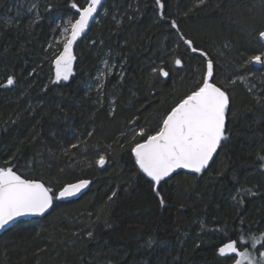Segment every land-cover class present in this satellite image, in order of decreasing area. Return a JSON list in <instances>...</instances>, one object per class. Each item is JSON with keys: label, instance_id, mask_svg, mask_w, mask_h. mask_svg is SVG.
Wrapping results in <instances>:
<instances>
[{"label": "trees", "instance_id": "trees-1", "mask_svg": "<svg viewBox=\"0 0 264 264\" xmlns=\"http://www.w3.org/2000/svg\"><path fill=\"white\" fill-rule=\"evenodd\" d=\"M72 3L87 0H0V167L57 193L92 181L80 199H56L43 219L4 233L0 264H234L217 248L241 221L246 238L264 233V68L249 60L264 51L261 0H162L163 10L156 0H107L76 48L73 75L56 82L64 26L78 18ZM201 52L229 94L228 141L202 173L155 185L131 148L201 81ZM104 61L111 71L98 87ZM254 74L252 91L239 78ZM149 235L159 241L150 249Z\"/></svg>", "mask_w": 264, "mask_h": 264}, {"label": "snow or ice", "instance_id": "snow-or-ice-1", "mask_svg": "<svg viewBox=\"0 0 264 264\" xmlns=\"http://www.w3.org/2000/svg\"><path fill=\"white\" fill-rule=\"evenodd\" d=\"M103 2L104 0H87L86 6L82 8L76 3L71 4L78 18L73 20L69 17L67 25L64 26L62 51L53 61L56 82L68 81L73 75V64L76 60L73 45L89 29L90 22L95 20L98 11L103 7ZM204 2L205 0H198V4ZM156 3L163 10L162 0H156ZM261 4L264 5V0H261ZM171 24L172 27H177L175 21ZM259 38L264 41V31L259 32ZM185 43L191 51H198L192 46L191 40H186ZM201 55L206 58V64L198 85L171 108L154 134L145 136L141 130L143 142L137 141L131 148L134 163L155 185H160L180 169L202 173L222 143L228 141L226 113L230 104L229 94L215 82L213 60L207 58L205 52H201ZM249 60L264 65V51L250 57ZM181 63L180 59L175 60L176 65ZM103 65L97 80L105 76L104 69L111 71L107 61H104ZM156 71L157 69L153 68V72ZM159 72L165 78L169 76L168 71L163 68H160ZM7 85H14V77H8ZM100 87H103L102 83ZM71 147L75 148L77 145L73 144ZM259 160L261 169L264 170V156H260ZM96 163L104 166L105 156L100 155ZM89 183L88 180H80L64 186L57 193L40 180L24 178L11 166L0 167V229L19 217L44 215L53 206L54 200L77 195ZM115 195L113 192L112 196ZM160 202L163 205V197H160ZM87 235L91 237L92 232L89 231ZM143 243L150 249L159 241L149 235L143 238ZM258 245L264 247V233L257 236L249 232L246 238L241 221V230L236 234V238L227 237L222 245L218 246L217 251L221 257L233 260L234 264H264V251H259ZM251 249H257V253L253 254Z\"/></svg>", "mask_w": 264, "mask_h": 264}, {"label": "water", "instance_id": "water-1", "mask_svg": "<svg viewBox=\"0 0 264 264\" xmlns=\"http://www.w3.org/2000/svg\"><path fill=\"white\" fill-rule=\"evenodd\" d=\"M106 1L107 0H104V2H103V7L105 6V4H106ZM103 7L98 11V14L96 15V18H95V20L93 21V22H90V26H89V29L88 30H86V33L85 34H83V35H81V37H79L78 39H77V41L74 43V45H73V53H74V55L76 56V48H77V46H78V44L88 35V33L90 32V30L92 29V27L94 26V24L97 22V20H98V18H99V15H100V13H101V11H102V9H103ZM75 62H76V60L74 61V64H75ZM254 63V62H253ZM254 65L256 66V67H258V68H264V65H262V64H258V63H254ZM226 124H227V120H226ZM219 150V149H218ZM218 153V152H217ZM216 155L217 154H215L214 155V157H213V160H214V158L216 157ZM213 160L212 161H210V163H209V166H210V164L213 162ZM106 164V163H105ZM105 166V165H104ZM104 166H100L101 168H104ZM208 166V167H209ZM207 167V168H208ZM205 171V170H204ZM179 172H187V173H195V172H193L192 170H188V169H180V170H177V172H175V173H173L172 174V176L174 175V174H176V173H179ZM19 174V173H18ZM171 176V177H172ZM171 177H169V178H171ZM169 178H167V179H169ZM151 179V178H150ZM88 181H90V183H89V185L86 187V188H84V189H82L77 195H74V196H70V197H66V198H61L60 200L61 201H63V202H69V201H73V200H78V199H80L84 194H86L89 190H90V188H91V186H92V181L91 180H88ZM75 183H77V182H75ZM72 184H74V183H72ZM53 208H54V202H53V206L48 210V212H46L44 215H28V216H23V217H19V218H17L15 221H13V222H10L9 223V225H7L5 228H3V229H0V237L4 234V233H6L7 231H9L11 228H13L15 225H17L19 222H21V221H25V220H32V219H43L44 217H46L52 210H53Z\"/></svg>", "mask_w": 264, "mask_h": 264}, {"label": "rangeland", "instance_id": "rangeland-1", "mask_svg": "<svg viewBox=\"0 0 264 264\" xmlns=\"http://www.w3.org/2000/svg\"><path fill=\"white\" fill-rule=\"evenodd\" d=\"M73 69H74V65H73ZM243 78L244 79L243 80H240V81L243 82V83H245L246 86L250 90L255 91V89H256L255 88V82L260 80V75L254 74L252 77H248V78L243 77ZM102 82H103L102 79L101 80H98V82H97L98 87H100L99 84H101ZM257 247H258L259 251H264V247H259V245ZM255 250H257V249L251 250L253 252V254H256L257 253V251H255Z\"/></svg>", "mask_w": 264, "mask_h": 264}]
</instances>
